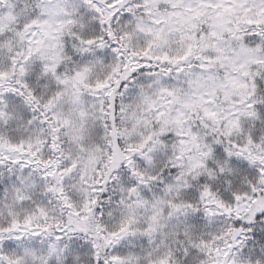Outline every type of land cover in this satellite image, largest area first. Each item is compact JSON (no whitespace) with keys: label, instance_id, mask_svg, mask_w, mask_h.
<instances>
[{"label":"clouds","instance_id":"clouds-1","mask_svg":"<svg viewBox=\"0 0 264 264\" xmlns=\"http://www.w3.org/2000/svg\"><path fill=\"white\" fill-rule=\"evenodd\" d=\"M82 8L84 0H0V71L8 73L0 78V157H7L0 161V188L6 190L0 203L26 211L17 199L23 188L27 205H49L62 222L90 236H97L98 229L107 235L126 226L118 240L124 264H213L215 253L208 249L224 251L235 234L229 231L234 218L212 201L229 203V194L247 185L253 163L261 166L259 161L245 163L247 152L264 157V121L247 114L248 89L240 86L252 67L250 57L239 52L227 24L218 25L215 42L205 40L194 49V57L207 53L214 59L204 69H186L184 76L173 79L170 96L153 89L144 97L133 85L123 97L124 110L116 113L119 123L113 134L97 115L99 98L84 84L110 75L119 56L108 47L81 43ZM252 70L264 71V65ZM24 84L36 103L22 107L3 99L4 90ZM48 100L52 103L45 109ZM36 104L40 107L34 111ZM45 114L50 123H44ZM54 116L62 125L60 156L74 160L81 177L64 185L70 209L57 199L58 193L49 191L53 180L41 183V166L10 162L31 158L9 147L20 142L47 156L42 142L55 135ZM241 148L247 149L243 160L236 158ZM98 180L104 196L93 190ZM205 186L212 196L202 195ZM93 199L99 203L91 204ZM6 220L0 214V223ZM193 247L196 255L188 259L185 250Z\"/></svg>","mask_w":264,"mask_h":264},{"label":"snow or ice","instance_id":"snow-or-ice-1","mask_svg":"<svg viewBox=\"0 0 264 264\" xmlns=\"http://www.w3.org/2000/svg\"><path fill=\"white\" fill-rule=\"evenodd\" d=\"M82 13L81 26L85 39L81 43L108 47L114 55L119 56V62L110 65V75L96 80L94 84H84L85 89L91 90L99 98L95 106L97 115L105 121V129L113 134L119 123L116 113L124 110L122 101L128 90L135 85V90L144 97L153 89L172 95L173 79L184 76L186 69H204L214 59L207 53L194 57V49L205 40L214 43L219 36L217 26L223 24H227L226 32L238 45L239 52L250 57L252 67L244 72L246 79L240 85L248 89L247 106L251 110L247 114L259 117L258 122L264 121V71L252 70L264 65V0H84ZM117 25L121 27L113 31ZM216 51L222 49L217 48ZM138 73L150 77V81L139 80ZM7 75V72L0 71V78ZM27 88L28 85L24 84L6 89L3 99L22 107L32 105L36 103V96L30 90L26 91ZM51 103L48 100L43 107L47 109ZM39 107L36 104L33 110L37 111ZM205 112L209 117L216 115L207 109ZM81 115L86 113L81 112ZM3 116L4 112L0 111V117ZM52 119L57 121L51 128L55 135L42 142L47 156H41V150L33 149L31 143L25 147L20 142L9 147L31 158L10 162L17 165L22 163L25 167L41 166V183L53 180L54 185L49 191L58 193L57 199L64 201L70 209L72 205L67 203L64 185L81 177L75 161L60 156L59 133L62 125L59 118L54 116ZM44 123H50L46 114ZM67 123V120L63 121V124ZM236 123L233 121L234 125ZM254 139L255 136H251L248 143L252 144ZM245 152L247 149L241 148L236 158L243 160ZM6 158L0 157V161ZM255 161H259L261 166L257 168L253 163L243 190L230 193L227 204L222 199L214 198L212 201L218 209L234 218L229 231L235 234L234 241L226 244L224 251L219 247L208 249L209 253H215L213 264H264V157L247 152L244 162ZM127 163L131 165V157ZM119 167L124 168V164ZM93 190L99 191L101 196L106 195L99 180ZM4 191L0 188V193ZM22 193L23 188H19L17 199L27 207L22 213L13 206L0 203V214L7 216V220L0 223V264H124L123 249L118 240L126 231V226L107 235L98 229L97 236H90L86 230L62 222L49 205L39 202L27 205L29 198ZM202 195L212 196L207 186ZM90 203L96 205L99 201L93 199ZM96 211L100 209L96 208ZM75 214L80 213L77 211ZM41 237L46 239L41 241ZM219 238L218 234L212 239ZM98 241H102V244ZM205 243L201 241V244ZM257 243L259 251H256ZM185 251L188 259H191L197 249L193 247ZM160 264L168 262L161 260Z\"/></svg>","mask_w":264,"mask_h":264}]
</instances>
